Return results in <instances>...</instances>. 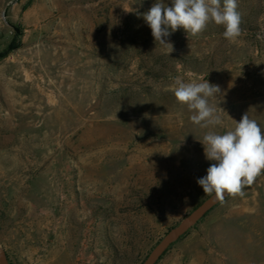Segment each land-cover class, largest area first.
I'll list each match as a JSON object with an SVG mask.
<instances>
[{
    "label": "rangeland",
    "instance_id": "rangeland-1",
    "mask_svg": "<svg viewBox=\"0 0 264 264\" xmlns=\"http://www.w3.org/2000/svg\"><path fill=\"white\" fill-rule=\"evenodd\" d=\"M156 0H0V247L10 264H141L208 196L200 142L247 113L264 129V0L241 34L209 23L156 44ZM171 6V0H164ZM218 85L201 128L168 88ZM156 264H264V174Z\"/></svg>",
    "mask_w": 264,
    "mask_h": 264
},
{
    "label": "clouds",
    "instance_id": "clouds-1",
    "mask_svg": "<svg viewBox=\"0 0 264 264\" xmlns=\"http://www.w3.org/2000/svg\"><path fill=\"white\" fill-rule=\"evenodd\" d=\"M142 16L156 44L169 49V53L173 45L167 38L181 28L187 35L196 36L205 31L209 23H214L225 29L223 36L229 41L241 34L238 0H171V6L164 0H156ZM168 90L192 113L193 124L201 128L222 124L216 107L210 103L221 94L218 85L207 80L186 82L176 77ZM200 142L205 158L214 162L207 168V174L197 180L205 195L214 194L221 203L226 195L243 197L245 187L264 174V129L247 113L236 121L234 129L222 134L206 132Z\"/></svg>",
    "mask_w": 264,
    "mask_h": 264
},
{
    "label": "water",
    "instance_id": "water-1",
    "mask_svg": "<svg viewBox=\"0 0 264 264\" xmlns=\"http://www.w3.org/2000/svg\"><path fill=\"white\" fill-rule=\"evenodd\" d=\"M227 197L228 195L225 196V198ZM219 203L220 201L214 198V194L208 196L161 238L141 264H156L159 258L173 243L184 236L185 233L194 227L212 208ZM0 264H10L4 250L1 247Z\"/></svg>",
    "mask_w": 264,
    "mask_h": 264
}]
</instances>
